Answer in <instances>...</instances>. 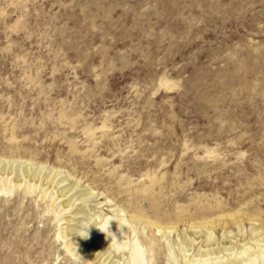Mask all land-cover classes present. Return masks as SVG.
<instances>
[{
  "label": "rangeland",
  "instance_id": "obj_1",
  "mask_svg": "<svg viewBox=\"0 0 264 264\" xmlns=\"http://www.w3.org/2000/svg\"><path fill=\"white\" fill-rule=\"evenodd\" d=\"M263 236L264 0H0V264H264Z\"/></svg>",
  "mask_w": 264,
  "mask_h": 264
},
{
  "label": "bare ground",
  "instance_id": "obj_2",
  "mask_svg": "<svg viewBox=\"0 0 264 264\" xmlns=\"http://www.w3.org/2000/svg\"><path fill=\"white\" fill-rule=\"evenodd\" d=\"M34 172H36V171H34ZM99 204V203H98ZM101 223V222H100ZM124 225V222H122L121 220H117V221H113L112 220V217H107V219H106V221L102 224V227H114V229H117L116 231H118L117 232V234H119V233H121V229H122V226ZM112 227V228H113ZM73 230V228H72V226L71 225H69L68 224V226H67V231H72ZM112 231V230H111ZM264 237V236H263ZM203 247V246H202ZM201 247V248H202ZM205 247V246H204ZM202 250V249H201ZM211 250V249H210ZM206 251H208V250H206ZM205 251V252H206ZM241 252V254H243V255H246L245 257L243 256L241 259H238V261H239V264H251L252 263V261L250 260L252 257H253V260H256V259H258V256H255V254L254 253H252V252H250L249 251V249L246 247V245H244V247H242V249L240 250ZM200 254V253H199ZM206 254V253H205ZM264 254V249H263V251H262V255ZM218 259H222V257L221 258H218ZM203 260H205V258L203 259ZM208 260V259H207ZM206 260V261H207ZM225 259H223V260H219V262H216V264H231L230 262H228V260L227 261H224ZM142 261H143V251L140 249V247H137V249H135L134 251H132V254H131V262L132 263H134V264H136V263H139V264H141L142 263ZM200 262V261H199ZM202 262V261H201ZM196 264V263H195ZM197 264H199V263H197Z\"/></svg>",
  "mask_w": 264,
  "mask_h": 264
}]
</instances>
